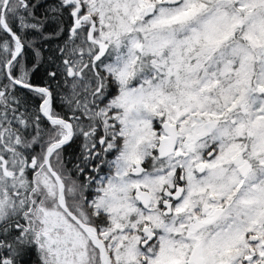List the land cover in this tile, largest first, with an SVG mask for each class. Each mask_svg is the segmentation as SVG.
Wrapping results in <instances>:
<instances>
[{
    "label": "snow or ice",
    "instance_id": "1",
    "mask_svg": "<svg viewBox=\"0 0 264 264\" xmlns=\"http://www.w3.org/2000/svg\"><path fill=\"white\" fill-rule=\"evenodd\" d=\"M0 264H264V0H0Z\"/></svg>",
    "mask_w": 264,
    "mask_h": 264
}]
</instances>
